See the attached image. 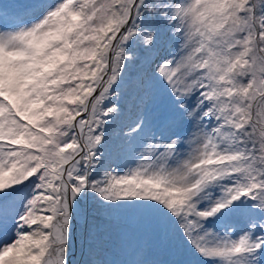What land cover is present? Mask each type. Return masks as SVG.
I'll return each mask as SVG.
<instances>
[{"label":"snow or ice","instance_id":"obj_1","mask_svg":"<svg viewBox=\"0 0 264 264\" xmlns=\"http://www.w3.org/2000/svg\"><path fill=\"white\" fill-rule=\"evenodd\" d=\"M0 18V264H70L87 199L177 257L87 264H264V0H28ZM125 85L138 156L109 169Z\"/></svg>","mask_w":264,"mask_h":264},{"label":"rangeland","instance_id":"obj_2","mask_svg":"<svg viewBox=\"0 0 264 264\" xmlns=\"http://www.w3.org/2000/svg\"><path fill=\"white\" fill-rule=\"evenodd\" d=\"M27 2L28 0H0V4L6 3L11 5L24 4ZM133 71L135 70L131 69V74ZM122 124H123V119L118 117L116 121H114L112 124L109 125L108 137L110 139H109V143L106 145V148L104 149L107 150L108 148L111 147V151L115 152L116 154L119 152L120 155H125V153H128L129 156L132 157L133 155L130 154V150L132 149V147L136 146L135 145L136 139L134 143L128 145L127 147H125L122 144V130H126V125L122 126ZM137 139L140 142V138L138 137ZM104 149H101V151L103 152ZM126 158L127 160H129L128 156H126ZM130 162L131 160L129 161V163ZM92 207H94V205L91 200L89 201L87 199L81 201V209L84 215L81 217L69 245L70 264H78L79 260L81 259V256H83L84 253L83 246L88 247V241L85 238L86 224L88 226H94L97 230L96 247L93 250V252H91V254H94L95 252V256H96L97 252H101L103 254V257H108L109 259H111V257H113L118 251L117 242L120 240L122 241V239L119 237L121 232L120 229L128 233L129 237L125 240L131 245H134V242L138 240L139 233L142 232V234H140V236L142 237L147 236V233L129 215L125 213L109 214L106 212L102 213L101 211H96L95 213L96 216L90 217V214L93 212ZM116 226H120V228L117 229ZM147 239H150V241L152 240L150 235L149 238ZM184 243L187 242L185 241ZM114 248H116V250H113ZM193 254L195 253L193 252ZM195 257H199V256L196 254ZM193 259L194 262H197L198 264L200 263L207 264V262H202L200 257L198 259L195 258Z\"/></svg>","mask_w":264,"mask_h":264},{"label":"trees","instance_id":"obj_3","mask_svg":"<svg viewBox=\"0 0 264 264\" xmlns=\"http://www.w3.org/2000/svg\"><path fill=\"white\" fill-rule=\"evenodd\" d=\"M4 22L5 21L2 18H0V24ZM132 69L135 70L132 72V75H135L136 68L133 67ZM120 91L122 92V96L116 102L121 106L122 113H121L120 118L123 119L122 126H125L130 121L136 119L141 110L138 109L134 103V92H133V89L130 87V85H125L123 88L120 89ZM144 117L146 120V131L150 134L152 129L155 126L154 121L152 119V115L148 113L147 111H145ZM185 127L186 126H181L179 130L183 131ZM135 139H133L132 143H134L135 141V145H138L140 142L138 141L137 138ZM147 142L151 143L152 141L149 140ZM140 150L143 151L144 149L141 148ZM103 152L105 153V162H106L105 166L109 167V169L118 168L119 170H125V166L129 164V161L130 160L133 161V159L138 156V153L133 152L132 150H130V154L133 155L132 157H130L128 153H125V155H120V152L116 154L115 152L111 151V147L108 148L107 150L104 149ZM126 156L129 157V160H127ZM88 200L90 201L91 199H88ZM93 205H94V207H92L93 212L90 214V217H95L96 211H101L102 213L105 212L102 209H98L95 206L94 202H93ZM116 228L119 229L120 226H116ZM120 230L121 232H120L119 237L122 239V241L120 240L117 242L118 251L113 257H111V259H109L108 257H103V254L101 252H97L95 256V252L94 254H91L89 251V247L83 246L84 253H83V256H81V259L79 260L78 264H87V262L92 259H100V258L107 259V260H113V261H126L129 259L141 258V259H147V260H152V261H157V262H167V261L177 258L172 254L171 250L166 245L160 244L158 241H156L151 236H150L152 239L151 241L150 239H147L149 238L148 234H147L148 237L147 236L142 237L140 236L142 232L139 233L138 240L134 242V245H131L125 240L129 237L128 233L124 232L122 229ZM182 247L184 251H187L188 244L184 243ZM113 250H116V248H114ZM118 255H121V256H118ZM195 255L196 254H193L192 252L190 255L187 256V258L191 259L194 262L193 258L195 259L199 258V257H195ZM180 258H183V257H180ZM194 264H198V263L194 262Z\"/></svg>","mask_w":264,"mask_h":264}]
</instances>
